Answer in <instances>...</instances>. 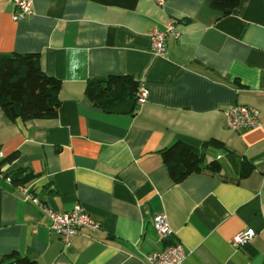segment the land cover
<instances>
[{
	"label": "crops",
	"instance_id": "0c3cea01",
	"mask_svg": "<svg viewBox=\"0 0 264 264\" xmlns=\"http://www.w3.org/2000/svg\"><path fill=\"white\" fill-rule=\"evenodd\" d=\"M28 1L31 13L14 21L10 0H0V54H38L61 82L60 105L49 120L0 112V264L14 252L36 264H147L169 243L183 246V264H264V0H241L228 15L206 0ZM170 23L178 36L157 56L150 32ZM108 75H131L147 100L133 114L101 111L85 88ZM235 105L256 110L260 125L227 128L223 112ZM212 139L222 145L206 159L219 160V175L174 182L159 152ZM242 158L253 171L235 182ZM21 169L47 209L79 204L101 229L65 245L45 212L4 181ZM247 230L253 238L232 246Z\"/></svg>",
	"mask_w": 264,
	"mask_h": 264
},
{
	"label": "trees",
	"instance_id": "16d2710c",
	"mask_svg": "<svg viewBox=\"0 0 264 264\" xmlns=\"http://www.w3.org/2000/svg\"><path fill=\"white\" fill-rule=\"evenodd\" d=\"M209 8L223 15L230 14L241 0H206ZM139 82L131 75H108L89 80L85 94L88 99L105 113L133 114L137 105L136 93ZM61 82L47 75L41 68L38 54H0V112L11 121L20 119L49 120L57 117L60 105L59 91ZM222 144L214 139L196 148L177 141L162 149L159 154L174 182H181L193 174L217 176L221 172L219 160L207 161L206 149ZM16 154L8 157L13 160ZM235 182L247 177L253 166L242 158ZM10 177L12 186L25 185L28 174L17 170ZM173 243H169L170 245ZM166 245V246H167ZM2 264H36L17 253L1 259Z\"/></svg>",
	"mask_w": 264,
	"mask_h": 264
},
{
	"label": "built area",
	"instance_id": "2783aa9c",
	"mask_svg": "<svg viewBox=\"0 0 264 264\" xmlns=\"http://www.w3.org/2000/svg\"><path fill=\"white\" fill-rule=\"evenodd\" d=\"M10 3L14 7L12 14L14 21H21L31 13V2L28 0H10ZM177 36L178 32L174 23L166 25L164 29H153L150 32L151 52L157 56L165 57L167 55V42ZM148 94V89L143 84H139L136 93L137 104L144 103L148 98ZM223 115L226 127L233 131L253 129L260 125L257 111L246 105L232 106L224 110ZM1 159L2 154L0 153V161ZM3 179L8 185L12 186L10 177L3 176ZM13 188L23 196L24 200L33 202L45 212L49 219V230L57 234L65 245H69L72 238L81 230L94 233L101 229L100 222L91 218L79 204H75L68 212L58 213L47 209L27 186L17 185ZM153 226L160 239H167L172 235V230L162 215L153 218ZM253 236L254 232L252 230L241 232L232 238V246H243ZM146 260L147 264H183L185 252L181 244L173 243L165 246L157 253L146 255Z\"/></svg>",
	"mask_w": 264,
	"mask_h": 264
}]
</instances>
